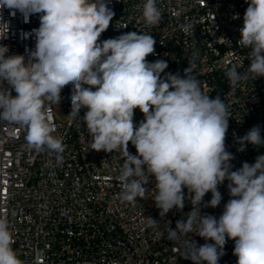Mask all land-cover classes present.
I'll list each match as a JSON object with an SVG mask.
<instances>
[{"label": "clouds", "instance_id": "clouds-1", "mask_svg": "<svg viewBox=\"0 0 264 264\" xmlns=\"http://www.w3.org/2000/svg\"><path fill=\"white\" fill-rule=\"evenodd\" d=\"M245 2L237 44L250 49V65L243 73L236 64L226 69L230 88L264 77V0ZM4 8L12 16L19 11L26 23L39 14L40 24L32 30L36 43L34 50L26 49L27 61L23 55L6 56L8 47L0 45V121L25 128L29 146L62 160L65 145L54 135L56 127L45 105H58L63 88L71 85L68 116L82 117L92 150L115 151L123 160L118 176L122 201L134 204L143 199L149 191L145 185L154 178L153 201L163 219L174 208L183 210L187 189L191 210L175 229L168 225L166 236L180 246L183 258L192 264H219L227 240H233L236 264H264V155L232 170L234 156L225 146L230 105L203 92L192 74V61L183 76H162L168 63L146 59L155 52L151 34L127 32L101 41L115 15L107 0H0V10ZM142 18L147 26L161 22L157 0H145ZM192 29L191 24L183 26L185 32ZM7 31L0 16V39ZM137 108L144 116L138 125ZM81 109H86L83 116ZM238 143L241 152L246 144L264 146L259 126ZM226 180L230 199L222 214H202V207L220 205L218 186ZM209 192L212 198L204 203ZM148 221L149 227L158 226L159 221ZM189 233L206 243L198 246ZM12 244L8 220L0 216V264H23Z\"/></svg>", "mask_w": 264, "mask_h": 264}, {"label": "built area", "instance_id": "built-area-1", "mask_svg": "<svg viewBox=\"0 0 264 264\" xmlns=\"http://www.w3.org/2000/svg\"><path fill=\"white\" fill-rule=\"evenodd\" d=\"M144 2L107 0L115 15L100 40L127 32L151 34L156 40L155 52L146 59L168 63L162 76H183L192 61V74L203 92L210 98L219 96L230 105L232 118L225 146L234 156L232 170L241 168L244 162L254 164L258 156L264 155V146L246 144L241 152L238 141L254 126L264 131V77L230 88L225 75L232 64L241 73L250 65V49L237 44L248 4L245 0H157L161 22L147 26L142 18ZM0 16L8 26L5 38L0 39V45L9 49L6 56L23 55L27 61L26 49H35L32 30L39 27V14L31 15L27 23L19 11L12 16L4 8ZM185 24L193 29L185 32ZM28 33L31 35L25 37ZM4 87H8L6 82ZM71 89V85L63 88L58 105H45L53 117L54 135L61 137L65 145L60 161L55 153L29 146L25 128L0 121V216L8 220L17 257L23 264H192L181 256L180 246L166 238L168 225L175 229L176 222L186 219L185 214L191 210L187 189L183 210L174 208L163 219L153 201L154 178L145 185L149 191L143 199L137 198L134 204L122 201L118 176L123 160L118 152L91 149V137L82 117L68 116ZM85 111L81 109L80 115ZM143 119V113L135 109L134 124ZM128 150L136 154L131 143ZM227 184L226 180L218 186L220 205L202 207V214L219 218L230 199ZM211 198L209 192L203 202ZM149 217L159 221L157 227H149ZM190 236L198 246L206 243L195 233ZM233 250L234 241L227 240L219 264H236Z\"/></svg>", "mask_w": 264, "mask_h": 264}, {"label": "rangeland", "instance_id": "rangeland-1", "mask_svg": "<svg viewBox=\"0 0 264 264\" xmlns=\"http://www.w3.org/2000/svg\"><path fill=\"white\" fill-rule=\"evenodd\" d=\"M58 116L60 117L61 122L64 123V118H63V116H62L61 114H58ZM261 136H262V138H264V131H261Z\"/></svg>", "mask_w": 264, "mask_h": 264}]
</instances>
